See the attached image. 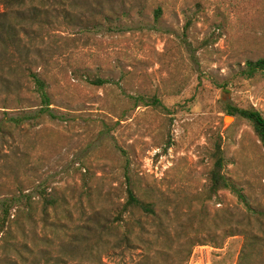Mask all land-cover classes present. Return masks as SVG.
I'll return each mask as SVG.
<instances>
[{
    "label": "rangeland",
    "instance_id": "1",
    "mask_svg": "<svg viewBox=\"0 0 264 264\" xmlns=\"http://www.w3.org/2000/svg\"><path fill=\"white\" fill-rule=\"evenodd\" d=\"M86 1L88 8L78 14L77 26L54 33L58 50L52 54L49 82L55 97L51 108L58 118L0 141L2 201L15 205L12 197H35L45 186H60L73 199L72 216L50 219L59 227L51 229L36 214L24 223L17 241L27 243L35 254L47 250L55 256L58 246L72 240V232L80 231L77 225L92 215L87 196L78 188L82 175L93 189L92 206L113 224L128 161L133 173L162 196L161 224L148 228L150 233L160 228L170 240L157 264H237L247 240L241 235L225 239L230 228L249 229L247 236L256 239L247 264H264V230L246 221V207L233 195L223 192L221 202L208 205L201 217L195 207L185 212V201L205 185L209 139L216 134L222 138L228 179L249 207L264 212V149L247 122L227 113L228 108L254 109L264 117V79L241 74L246 61L264 60V0ZM157 8L162 11L159 24L153 22ZM187 15L194 23L185 32ZM73 71L99 74L112 85L88 86ZM215 79L227 86L217 88L210 83ZM22 83L13 82L8 90ZM224 89L229 91L226 97ZM120 94L156 96L167 112L127 110V117L116 124L113 111L131 107L118 100ZM6 96L0 85V99ZM227 117L233 120L224 123ZM5 161L12 171L3 169ZM77 202L86 214L79 206L75 210ZM105 240L90 238L93 256L76 255L68 263L140 259L135 247L122 260L113 257V238ZM196 242L204 245L192 247Z\"/></svg>",
    "mask_w": 264,
    "mask_h": 264
},
{
    "label": "trees",
    "instance_id": "2",
    "mask_svg": "<svg viewBox=\"0 0 264 264\" xmlns=\"http://www.w3.org/2000/svg\"><path fill=\"white\" fill-rule=\"evenodd\" d=\"M0 85L7 90V96L0 99V141L12 139L14 135L22 132L25 127L42 125L52 122L58 117L53 113L51 106L54 103L53 88L49 82V68L54 64V55L57 47L55 32H64L74 28L80 22L78 15L88 8L86 0H0ZM162 18L161 8L153 13V22L159 24ZM194 23L192 15L185 17L184 31L188 32ZM32 53V54H31ZM32 55V56H31ZM51 69V68H50ZM78 74L88 86L101 89L111 82L99 74L85 72ZM242 76L245 79L260 77L264 79V60L246 61ZM22 83L16 90H8L13 82ZM217 88H225L227 85L220 80H210ZM118 100L130 105V109L122 107L113 111L116 124L123 121L129 112L140 107H150L153 110L165 114L167 109L156 96L128 97L118 95ZM36 111H35V110ZM228 115L238 117L249 124L253 134L264 149V117L254 109L228 108ZM34 111V112H33ZM8 113H18L19 116L12 117ZM210 149L208 151L209 169L206 175L205 185L200 193L185 201L186 211L192 212L196 208L197 216L206 213L207 206L221 202L223 192L233 195L238 202L246 207V221L252 220L257 224L259 230H264V212H259L246 202L243 193L236 189L225 172L226 161L222 149V138L216 134L209 139ZM14 154V158L20 157ZM26 157V156H23ZM3 163V162H2ZM3 169L12 171L11 163L5 161ZM123 189L120 191L118 205L113 208V224L101 218L100 211L92 206V187L89 179L82 175L78 186L81 193L87 196L91 216L82 220L71 235L70 242L66 246H58V253L53 256L44 250L35 254L27 243H19L17 236L24 234V223L32 222L34 216L39 214L46 228L58 229L56 223H50L55 218L60 221L63 217L72 216V198L67 197L65 188L60 186H45L39 190L37 195H23L22 199L2 201L0 195V261L2 264H69L74 256L90 258L93 256V247L87 243L90 238L97 237L100 243H107L106 238H113V257L124 258L126 252L133 247L139 250L140 259L133 262H121L113 264H157L164 257L163 248L169 249L170 240L166 233L160 228L150 233L149 226L157 227L161 224L164 211L162 209V196L154 187L140 180L130 169L126 161L123 167ZM264 181V171L262 173ZM76 187L71 186L74 190ZM97 192V191H95ZM16 193H13L14 195ZM80 208L86 214L78 202L75 210ZM179 209V208H178ZM177 207L173 208L178 213ZM181 210V209H180ZM249 229L239 230L230 228L225 233V239L235 236H244L246 243L239 255L237 264H247L254 247L255 237L247 236ZM35 236V235H34ZM35 240V239H34ZM98 242V243H99ZM201 242L192 245L202 246ZM138 246V247H137ZM215 248H221L215 246ZM31 260V261H30ZM98 264H104L100 260ZM169 264V263H167Z\"/></svg>",
    "mask_w": 264,
    "mask_h": 264
},
{
    "label": "water",
    "instance_id": "3",
    "mask_svg": "<svg viewBox=\"0 0 264 264\" xmlns=\"http://www.w3.org/2000/svg\"><path fill=\"white\" fill-rule=\"evenodd\" d=\"M222 95H223V97H226L227 95H229V91L224 89ZM226 119L233 120V118H231V117H227ZM226 119L224 120V123H226Z\"/></svg>",
    "mask_w": 264,
    "mask_h": 264
},
{
    "label": "bare ground",
    "instance_id": "4",
    "mask_svg": "<svg viewBox=\"0 0 264 264\" xmlns=\"http://www.w3.org/2000/svg\"><path fill=\"white\" fill-rule=\"evenodd\" d=\"M227 120H230V119H226V122H227Z\"/></svg>",
    "mask_w": 264,
    "mask_h": 264
}]
</instances>
